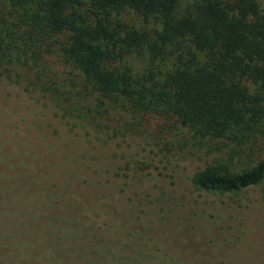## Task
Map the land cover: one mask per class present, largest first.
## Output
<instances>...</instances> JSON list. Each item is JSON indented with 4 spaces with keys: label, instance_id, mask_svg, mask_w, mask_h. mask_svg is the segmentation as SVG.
I'll return each mask as SVG.
<instances>
[{
    "label": "trees",
    "instance_id": "trees-1",
    "mask_svg": "<svg viewBox=\"0 0 264 264\" xmlns=\"http://www.w3.org/2000/svg\"><path fill=\"white\" fill-rule=\"evenodd\" d=\"M126 11L156 27L122 22ZM131 56L146 58L141 73L126 64ZM15 67L32 74L33 86L61 118L109 131L116 142L69 145L50 134L40 138L27 125L22 103L14 104L27 131L48 147L62 148L79 170L55 175L67 190L57 191L55 184L45 204L64 210L40 231L11 243L8 257L27 264H193L202 256L194 252L203 231L225 236L224 227L195 215L196 226L185 238L175 224L190 222L189 212L199 206L196 195L242 192L247 213L231 222L250 225L236 238L247 233L264 247L259 0H0V82ZM151 120H160L170 148L146 133ZM26 144L9 148V158L15 151L20 156L4 168L22 164L21 176L31 177L28 167L36 170L43 162L34 161ZM181 145L191 155L206 150L214 156L187 177L171 156V148L183 152ZM231 249L227 255L215 246L212 255L218 264H242L237 241Z\"/></svg>",
    "mask_w": 264,
    "mask_h": 264
},
{
    "label": "rangeland",
    "instance_id": "rangeland-1",
    "mask_svg": "<svg viewBox=\"0 0 264 264\" xmlns=\"http://www.w3.org/2000/svg\"><path fill=\"white\" fill-rule=\"evenodd\" d=\"M259 1L260 12L264 14V1ZM120 19L137 29L156 27L152 20L144 21L142 16L132 11L122 13ZM125 61L134 73H141L146 66V58L144 57L131 56ZM53 62V58H48L47 64L54 71V68L57 67L55 65L52 67ZM9 74L8 79L1 78L0 82V264H27L7 256L10 244L14 241H21L24 233L40 231L46 224L53 222L54 217L64 209H48L45 202L49 199L50 191L54 192L55 184H57V191L67 190V186H59V179L55 175L63 171H78L79 169L75 167V161L69 158L62 148L58 146L48 147L44 145L43 139H36L30 130L28 132L26 125L21 123L22 119L15 111L14 104L22 103L27 113V125L35 132L37 131L36 133L40 135V138L50 134L61 137L69 145H97L102 142L115 143L116 140L109 139L112 137L109 131L98 132L75 118H61L52 100L33 86L32 74L29 71L15 67L11 69ZM145 128L147 129L146 133L156 139L155 143L158 142L159 145H167L170 148V136L163 129L160 120H151L145 125ZM161 129H163L164 134H159ZM52 136L49 137L52 139ZM11 138L12 143L6 142ZM23 141L27 143L26 147L35 154L34 161L43 162V166H38L36 170L28 167L32 173L31 177L21 176V171L25 170L22 164L17 169L14 167L11 169L4 168L12 159L20 156L15 151V157L9 158V148L12 149L14 145L19 146ZM180 148L183 152L177 147L171 148V156L174 158L175 164L180 167L182 174L187 177L202 169L205 162L210 161L214 156L213 153L209 156L206 155V152L208 153L206 150L197 151L196 155H191L190 147L186 148L181 145ZM22 156L28 158L26 153H22ZM15 165H18V161ZM52 167L53 169H50ZM47 172L54 179L46 176ZM14 174L20 179L21 185L13 183ZM27 178L30 180L27 181ZM255 192L258 193L259 190L256 189ZM196 198L199 199V206L189 212L190 222L182 224L177 222L175 224L184 229L187 228V232L184 229L176 232L183 234L185 238L191 236L189 228L195 227L197 221L193 217L200 215L201 218H205L207 225L215 228L223 226L222 232L225 236L216 229H211V234L208 233V229L203 231V235L199 237L197 245H195L197 251L194 252V254H201L202 256L199 259L195 258L193 264H218L212 255L213 248L215 246L223 247L228 255V251L232 250L231 245L235 241L240 247V250H236V252L243 251L244 253L242 264H264L261 260V257L264 256L263 242H260L262 249L256 236L246 233L241 239L237 240L236 238V234L246 229L250 224L231 222L239 216L246 215L244 200L247 198V192L238 195L206 194L203 197L196 195ZM233 237L234 241L231 239ZM233 252L236 253L234 250ZM183 259L187 261L190 256L183 253ZM182 263L189 264L188 262Z\"/></svg>",
    "mask_w": 264,
    "mask_h": 264
}]
</instances>
